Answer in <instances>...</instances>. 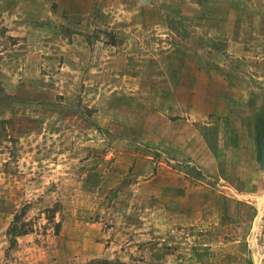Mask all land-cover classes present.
<instances>
[{
  "label": "rangeland",
  "instance_id": "rangeland-1",
  "mask_svg": "<svg viewBox=\"0 0 264 264\" xmlns=\"http://www.w3.org/2000/svg\"><path fill=\"white\" fill-rule=\"evenodd\" d=\"M18 45L0 57V264H260L264 0H0V55ZM205 95L224 113L195 115ZM226 119L254 128L253 174L209 184L180 147H228Z\"/></svg>",
  "mask_w": 264,
  "mask_h": 264
},
{
  "label": "crops",
  "instance_id": "crops-1",
  "mask_svg": "<svg viewBox=\"0 0 264 264\" xmlns=\"http://www.w3.org/2000/svg\"><path fill=\"white\" fill-rule=\"evenodd\" d=\"M47 19L50 20L49 18H47ZM10 52H12L13 56H14V52H15V55H16L15 57H18L22 53H26L27 49L20 50V45H18V48H14L12 50L4 51V53H1L0 57L2 55H5V54L10 55ZM15 57H14V59H15ZM1 59H2V57H1ZM32 66H33L32 64L26 63L23 66V68L25 69L23 72H21V71L19 73L14 72L15 74H17V78H20L21 82H23L22 78L24 77L26 72L30 73V71L33 72L35 70L34 67H32ZM26 76H27V73H26ZM20 80H17V81L20 82ZM208 96L209 95L202 96L201 112L200 113H194V114L195 115L201 114V116H203V117L206 116L207 119H209L211 117L214 119L218 116L217 115L218 112L216 110L220 109L221 113H222V111L224 113V110L220 104H219L220 108L216 109L215 107H217V105L215 104V102H213V100H209ZM215 114H216V117H215ZM5 118L9 119V116H7ZM210 123H211L210 121L207 123V125H206L207 127L205 129H211V130H214V131L219 133V128H220V127H218L219 125L216 127V126H213L214 124L210 125ZM222 123L225 125L224 130H226V134H227V141L229 143L228 147L223 146V148H221L220 146L215 145L216 140L214 142V139L210 140L211 142L210 143L208 142L207 144L202 143V142L198 143V144H194V145L186 143L185 146L180 147V150L182 149L186 152V154H190L191 156H193L196 161L198 159L199 160L201 159L202 160V166H206L207 170L212 171L210 173H212L211 179L212 178L213 179L211 182L210 181L207 182L209 184H212V183L216 184L217 178L221 179V180H225V179H247L249 176H251V174H253L252 168H251L252 166L250 167V164H249V161L252 160L250 158V156L253 155V158L256 160L255 154H256V150H257V148H256L257 143H256V139L252 138V136H251L252 132L254 131V128H252L251 130H246V129H241L237 126L239 128V130H238L236 126H233L232 122H229L228 119H226V121L222 122ZM215 135L216 134H213L214 137H215ZM208 138H211V135H209ZM240 142H245L244 146H240V144H239ZM234 143H238L239 146H235L236 144H234ZM225 151H226V153H228L227 154L228 158H227L226 162L223 159L225 157V154H224ZM221 157H222V159H221ZM1 158L6 159V156L1 155L0 161H1ZM195 165L198 166L197 164H195ZM207 174H209V173H207ZM154 180L158 181L159 183L164 184V181H163L164 179H154ZM175 183H176V181L175 182L169 181V184H166V185L167 186L169 185L168 188H170V189H175L174 188ZM220 194L221 193H219V192L218 193L213 192L212 194L210 193V196L212 198H214V197H216V195H218L217 198H221L220 196H222V195H220ZM180 261H181V259H179V264H182Z\"/></svg>",
  "mask_w": 264,
  "mask_h": 264
},
{
  "label": "built area",
  "instance_id": "built-area-1",
  "mask_svg": "<svg viewBox=\"0 0 264 264\" xmlns=\"http://www.w3.org/2000/svg\"><path fill=\"white\" fill-rule=\"evenodd\" d=\"M255 202L256 215L253 218L248 246L250 250L258 254L259 263L264 264V190L261 196L259 195L255 198ZM254 255L252 254L253 257H255Z\"/></svg>",
  "mask_w": 264,
  "mask_h": 264
},
{
  "label": "water",
  "instance_id": "water-1",
  "mask_svg": "<svg viewBox=\"0 0 264 264\" xmlns=\"http://www.w3.org/2000/svg\"><path fill=\"white\" fill-rule=\"evenodd\" d=\"M259 155H260V163L262 168L264 169V133L259 136Z\"/></svg>",
  "mask_w": 264,
  "mask_h": 264
},
{
  "label": "trees",
  "instance_id": "trees-1",
  "mask_svg": "<svg viewBox=\"0 0 264 264\" xmlns=\"http://www.w3.org/2000/svg\"><path fill=\"white\" fill-rule=\"evenodd\" d=\"M85 264H126V263L121 262L119 260L110 261V260L95 259V260H91Z\"/></svg>",
  "mask_w": 264,
  "mask_h": 264
}]
</instances>
